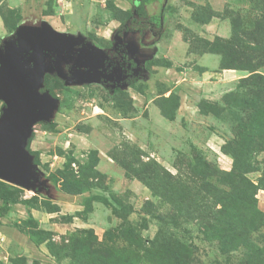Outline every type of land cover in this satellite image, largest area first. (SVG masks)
I'll use <instances>...</instances> for the list:
<instances>
[{"label":"rangeland","instance_id":"374dc122","mask_svg":"<svg viewBox=\"0 0 264 264\" xmlns=\"http://www.w3.org/2000/svg\"><path fill=\"white\" fill-rule=\"evenodd\" d=\"M15 1L0 0V45L26 23L103 51L135 16L163 31L155 48L130 35L154 58L125 90L46 79L60 107L29 150L52 195L19 188L0 218V264H264V96L250 95L264 87L207 99L214 77L196 84L203 68L184 60L183 40L220 50L201 34L209 1ZM226 1L223 15L252 28L257 1Z\"/></svg>","mask_w":264,"mask_h":264},{"label":"water","instance_id":"95a60500","mask_svg":"<svg viewBox=\"0 0 264 264\" xmlns=\"http://www.w3.org/2000/svg\"><path fill=\"white\" fill-rule=\"evenodd\" d=\"M128 46L132 55L139 54L133 39ZM139 58L133 74L128 75L114 65L106 51L97 49L85 37L59 33L47 24L26 23L3 39L0 181L36 194L52 195L49 181L43 178L29 151L34 128L52 123L60 107L59 99L47 88V76L65 86L100 85L114 93L147 77L145 64L152 56Z\"/></svg>","mask_w":264,"mask_h":264},{"label":"trees","instance_id":"16d2710c","mask_svg":"<svg viewBox=\"0 0 264 264\" xmlns=\"http://www.w3.org/2000/svg\"><path fill=\"white\" fill-rule=\"evenodd\" d=\"M256 1L257 14L255 15L252 28L249 29L243 26V18L239 12H235L233 16H230L211 10L207 21L212 18L230 19L232 36L229 39H223L220 37L215 38L212 44H221L218 52L206 51L204 49H202L201 52L196 51L198 54L211 53L221 56V70L246 72V77L239 80L237 86L238 89H240L241 86L244 87V85L251 81H255L258 85H261L262 88L264 87V75L260 73V70L264 68V0ZM186 42L190 44V49L192 51V43L189 41ZM208 44L210 43L208 42ZM47 78L51 77L47 76L46 79ZM250 95L262 99L264 96V90L257 89L250 91ZM139 179L144 181V179L140 177ZM19 191L20 189L18 187L0 181V200L3 203L0 207V218L2 211H6L11 204L15 203ZM256 254H261L257 247L254 251V256L252 255L251 257V262H254L255 259H257L255 256Z\"/></svg>","mask_w":264,"mask_h":264},{"label":"crops","instance_id":"0c3cea01","mask_svg":"<svg viewBox=\"0 0 264 264\" xmlns=\"http://www.w3.org/2000/svg\"><path fill=\"white\" fill-rule=\"evenodd\" d=\"M8 1L10 5L12 6V0H8ZM208 1L212 7V10L215 12L223 13V11L226 8V2H227L226 0H208ZM194 29H198V28L196 27ZM161 30L163 31L162 26H161L159 34L162 33ZM201 30H202L201 34L205 36L206 39L210 42H214L216 37H220L223 39H229L232 36V25H231L230 19L212 18L209 21L205 22L203 25H201ZM152 38L153 40L146 41L148 42V45H149L148 48H155L159 44V41H158L159 38L158 40H156L154 37ZM183 41H184L182 43L183 50L185 51V54L186 52L188 53L185 55L184 60L191 61L192 63H194V65H197L203 68V72L201 73V75H198L197 78L194 76H191L196 79L195 83L198 84L208 77H214L215 79V82H213V84L211 85L212 90L208 92V94L211 97L208 96L206 97L207 99L220 101L221 98L224 97L225 95L233 92L234 90H237L239 80L246 77V73L241 72V71H235V70H221L220 69L221 56L217 54H211V53L198 54V53L192 52L190 49V44L186 42L185 40ZM169 55L170 56L174 55V53L170 52ZM151 56L153 59L154 55L151 54ZM171 57H172L171 59L173 60L174 56H171ZM174 58L178 59L179 56L174 57ZM260 73L264 75V68L260 70ZM181 74H180V77L185 79L186 74L183 72ZM191 98L192 97H190V99Z\"/></svg>","mask_w":264,"mask_h":264},{"label":"flooded vegetation","instance_id":"af4514ba","mask_svg":"<svg viewBox=\"0 0 264 264\" xmlns=\"http://www.w3.org/2000/svg\"><path fill=\"white\" fill-rule=\"evenodd\" d=\"M136 18L135 16L121 26L117 34L118 39L116 38L111 44V48L106 51L109 58L115 63L114 65L120 67V69L128 75L133 74V70L137 67V61L140 59L139 55H141L140 51L139 54L136 55H132L131 50L129 51L128 42L130 40V35L133 33L140 36L142 35L141 43L144 44V48H148L149 46L148 42L145 41L148 36H152L157 40L160 35V30L155 32V27L151 24H149L150 29L145 31L144 23L138 22ZM116 41H118V45Z\"/></svg>","mask_w":264,"mask_h":264}]
</instances>
